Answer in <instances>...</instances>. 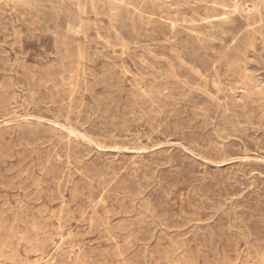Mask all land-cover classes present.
I'll return each instance as SVG.
<instances>
[{
  "label": "rangeland",
  "instance_id": "obj_1",
  "mask_svg": "<svg viewBox=\"0 0 264 264\" xmlns=\"http://www.w3.org/2000/svg\"><path fill=\"white\" fill-rule=\"evenodd\" d=\"M0 264H264V0H0Z\"/></svg>",
  "mask_w": 264,
  "mask_h": 264
},
{
  "label": "bare ground",
  "instance_id": "obj_2",
  "mask_svg": "<svg viewBox=\"0 0 264 264\" xmlns=\"http://www.w3.org/2000/svg\"><path fill=\"white\" fill-rule=\"evenodd\" d=\"M82 8V7H81ZM94 12V11H93ZM100 17V16H99ZM108 41V40H107ZM105 42V41H104ZM84 62V61H83ZM245 94V93H244ZM248 96V95H247ZM36 230V229H35Z\"/></svg>",
  "mask_w": 264,
  "mask_h": 264
}]
</instances>
